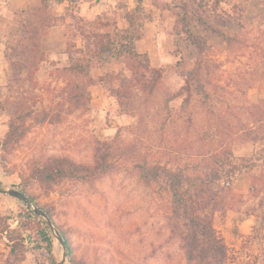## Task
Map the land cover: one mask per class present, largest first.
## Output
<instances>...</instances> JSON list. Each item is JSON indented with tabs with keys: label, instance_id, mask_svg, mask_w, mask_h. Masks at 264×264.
Segmentation results:
<instances>
[{
	"label": "rangeland",
	"instance_id": "1",
	"mask_svg": "<svg viewBox=\"0 0 264 264\" xmlns=\"http://www.w3.org/2000/svg\"><path fill=\"white\" fill-rule=\"evenodd\" d=\"M135 1L118 0L120 11L107 9L80 28L71 18L74 0L61 17L59 65L45 53L26 73L10 72V94L0 101V264H190L165 181L145 186L139 165L191 176L219 169L221 181L207 179L221 186L211 195L227 202L213 214L227 264H264L262 227L246 214L256 199L242 161L262 156L264 146V0H142L138 9ZM117 15L133 24L117 27ZM149 22L165 50L158 67L128 49L126 38L142 37ZM80 32L94 66L62 73L83 62ZM102 47L108 55H99ZM71 79V96L82 95L68 102ZM39 208L51 215L39 214L50 254L22 229L28 211ZM6 244L15 245L12 254Z\"/></svg>",
	"mask_w": 264,
	"mask_h": 264
},
{
	"label": "trees",
	"instance_id": "2",
	"mask_svg": "<svg viewBox=\"0 0 264 264\" xmlns=\"http://www.w3.org/2000/svg\"><path fill=\"white\" fill-rule=\"evenodd\" d=\"M142 0H138V5ZM42 17L35 24H24L20 28L19 41L15 43V47L11 48L6 53V57L9 61V79L14 78L10 75V72H27L29 63L44 57V52L40 49V38L45 32V30L52 25V19L50 16H46L45 10H48V6L43 1L42 2ZM138 9V6L136 7ZM73 22L79 24L80 28H84L87 24L80 16L71 17ZM72 22V23H73ZM131 26L133 24L131 19H128ZM73 24H69V26ZM66 27V26H65ZM87 34L80 32V37L82 43L79 48L80 58L78 61H83L82 63H77L72 68H61V72H68L69 70L82 72L87 68V72L91 70L94 66L92 56L87 55V47L83 39L85 40L88 36ZM126 39L129 40L131 46L128 47L133 55L138 58L142 55L134 52V43L141 39L140 35L128 36ZM14 54L15 60L9 59V53ZM110 52L109 48L102 47L99 51V55H108ZM78 53V54H79ZM145 56V55H143ZM148 59V58H147ZM14 61L20 63L17 69H14ZM103 62H109L108 58H103ZM147 68V66H146ZM154 71V70H151ZM159 74V73H158ZM157 76H160L157 75ZM88 79L89 74L84 75ZM12 80V79H11ZM156 80V78H154ZM71 79L68 81V90H63L64 94L67 96L69 102L70 99H78L82 94L73 95L71 93L77 86H75ZM91 79L89 78V83ZM154 82V81H153ZM187 85V84H186ZM85 96H88V92ZM264 99H262V141H264ZM10 127V132H14V128ZM9 132V133H10ZM13 136V134H12ZM10 136L7 137V139ZM6 139V140H7ZM244 162V170L249 178V191L253 198L256 199V205L247 207V216L254 217L257 221L258 226L262 227V239H264V146H262V156L250 157L247 160H242ZM140 169V179L145 186H151V183H155L162 178L165 181L168 191L171 196L172 204V220L182 222L180 229H185L181 239L183 241L182 249L186 260L190 264H227L228 261V249L225 241L221 234L213 226V214L214 212L221 210L226 207L227 202L224 199L220 200L219 196H212L213 186L221 188L220 184H214V181H221V171L218 169L210 170L208 174H202L203 176H191L184 171H174L166 169L163 166H137ZM208 175H211L207 179ZM85 177V176H84ZM229 185V182H225ZM227 187V186H226ZM20 196L27 198L32 201L27 194L20 190L18 191ZM40 211L47 219L51 220V215L42 208L37 209ZM27 219L24 220L22 229L24 233L28 234V237H33L35 243L40 248L44 245L47 254H50L52 248V242L48 234L43 229V222L39 219V213L37 211H28ZM174 229H179L178 226H174ZM59 237L63 241V245L67 250V255H71V250L69 247V242L66 240L64 235L60 232ZM6 253H13L15 251L14 244H6ZM72 259V258H71ZM73 262V259L72 261Z\"/></svg>",
	"mask_w": 264,
	"mask_h": 264
},
{
	"label": "crops",
	"instance_id": "3",
	"mask_svg": "<svg viewBox=\"0 0 264 264\" xmlns=\"http://www.w3.org/2000/svg\"><path fill=\"white\" fill-rule=\"evenodd\" d=\"M43 1L48 6V10L53 7L58 14H54L55 17L51 18L52 25L45 30V34L43 33L42 40L40 39V49L44 54L46 53L52 59H55L57 65H59L60 57L66 55L65 25L61 17L66 15L64 10L70 4H73L74 0H0V101L5 100L10 94L11 82L9 80V61L6 57V47L19 38L22 25L35 24L41 19ZM158 1L172 3L173 0ZM75 3L77 4L78 16L85 21H93L99 16H103L108 11L107 9L112 10V12L121 10L120 6L117 7L118 0H76ZM135 3L137 7L138 0ZM130 4L132 6L128 7L126 11L133 9L134 3ZM112 15H115V13ZM121 20H125L126 23L121 24ZM112 21L119 28L124 27L127 29L130 26L128 19H120L118 15ZM156 31V23L149 22L144 26L141 39L135 43L137 53L147 55L152 67L161 66L162 61L166 58V56L164 57V48H160L156 44L161 35L157 34V40H153ZM95 70L99 71V69Z\"/></svg>",
	"mask_w": 264,
	"mask_h": 264
},
{
	"label": "water",
	"instance_id": "4",
	"mask_svg": "<svg viewBox=\"0 0 264 264\" xmlns=\"http://www.w3.org/2000/svg\"><path fill=\"white\" fill-rule=\"evenodd\" d=\"M18 195H19V193H18ZM20 196V195H19ZM21 197H23V196H21ZM23 198H25V197H23ZM37 212L40 214L41 212H39L38 210H37ZM42 214V213H41ZM43 215V214H42ZM44 216V215H43ZM58 240H59V242H60V244H62V246L64 247V245H63V241H62V239L60 238V237H58Z\"/></svg>",
	"mask_w": 264,
	"mask_h": 264
}]
</instances>
